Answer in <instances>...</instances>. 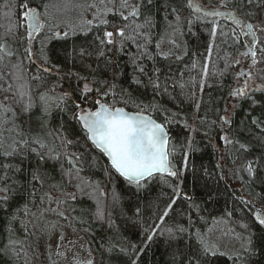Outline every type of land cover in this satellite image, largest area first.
Returning <instances> with one entry per match:
<instances>
[{
	"label": "trees",
	"instance_id": "1",
	"mask_svg": "<svg viewBox=\"0 0 264 264\" xmlns=\"http://www.w3.org/2000/svg\"><path fill=\"white\" fill-rule=\"evenodd\" d=\"M48 1L0 0V70L19 129L10 142L0 134V264H50L38 252L56 196L52 217L67 212L94 264H264V40L263 87L234 96L246 36L198 0H134L101 23L29 36L28 11ZM202 1L264 25V0ZM171 30L181 45L164 51ZM100 103L162 123L173 174L131 182L114 170L79 119ZM217 222L246 236L241 251L214 249Z\"/></svg>",
	"mask_w": 264,
	"mask_h": 264
},
{
	"label": "rangeland",
	"instance_id": "2",
	"mask_svg": "<svg viewBox=\"0 0 264 264\" xmlns=\"http://www.w3.org/2000/svg\"><path fill=\"white\" fill-rule=\"evenodd\" d=\"M197 2L196 7L198 10L200 7L210 11L223 9V6L220 4L209 5L202 0H198ZM134 7V0H49L42 14L46 24L50 25L53 22L55 31L64 35L70 26H73L75 29H79L80 27L86 28L91 23L105 21L109 13L120 11L125 13L131 11ZM248 22L251 24L256 35L257 41L255 47L257 48V44L264 40V25L259 23V25L255 26L252 22ZM242 33L246 36L248 42V31L243 30ZM173 41L178 46L181 45L179 35L176 31L171 30L167 38L164 39L162 50L169 51ZM248 56V54H242V52L235 56L239 87H236L237 91L234 93V96H237L239 92L242 93L263 87L260 66L257 64V49L253 55V61H250L249 64H247ZM225 116L228 117V114ZM18 131L19 129L15 125L13 108L5 95L4 79L0 70V134L10 142V137L17 135ZM58 199L59 196H56L49 203L48 210L54 225L52 226L51 233L44 241L42 240L39 243L38 255L40 256V260H45L46 262L48 259L50 264H94L95 254L91 246L81 232L71 227L67 212L63 208H60V212H57L59 216L56 219L52 217L56 206L54 203ZM261 222L264 225V220H261ZM206 238L209 242L216 240L217 242L213 244L214 249L221 253L225 252V254L239 252L246 244V236L230 228L225 222H217L208 232Z\"/></svg>",
	"mask_w": 264,
	"mask_h": 264
},
{
	"label": "water",
	"instance_id": "3",
	"mask_svg": "<svg viewBox=\"0 0 264 264\" xmlns=\"http://www.w3.org/2000/svg\"><path fill=\"white\" fill-rule=\"evenodd\" d=\"M199 10L229 18L248 31L249 41L243 53L253 54L257 39L249 22L232 11H210L202 7ZM40 20L37 8L28 11L29 36L36 28H44ZM79 119L93 145L125 179L139 182L154 174H173L169 161L168 130L150 114L100 103L95 109L81 110Z\"/></svg>",
	"mask_w": 264,
	"mask_h": 264
},
{
	"label": "flooded vegetation",
	"instance_id": "4",
	"mask_svg": "<svg viewBox=\"0 0 264 264\" xmlns=\"http://www.w3.org/2000/svg\"><path fill=\"white\" fill-rule=\"evenodd\" d=\"M40 16H41V20H40V23L41 24H43V26L45 27L46 26V21H45V19H44V16H43V14H42V12H40ZM37 30V31H36ZM36 32H39L40 30L39 29H37L36 28ZM37 34V33H36ZM35 34V35H36ZM258 45H259V43L257 44V47H258ZM255 46H256V44H255ZM257 48L255 47L254 48V51H253V54H250V53H247L249 56H248V58H247V64H249L250 63V61H253L252 59H254V53H255V50H256ZM242 54H245V53H243V51H242Z\"/></svg>",
	"mask_w": 264,
	"mask_h": 264
},
{
	"label": "bare ground",
	"instance_id": "5",
	"mask_svg": "<svg viewBox=\"0 0 264 264\" xmlns=\"http://www.w3.org/2000/svg\"><path fill=\"white\" fill-rule=\"evenodd\" d=\"M263 210V209H262Z\"/></svg>",
	"mask_w": 264,
	"mask_h": 264
}]
</instances>
